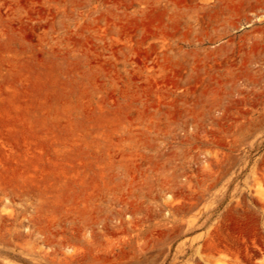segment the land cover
Segmentation results:
<instances>
[{
	"label": "rangeland",
	"instance_id": "374dc122",
	"mask_svg": "<svg viewBox=\"0 0 264 264\" xmlns=\"http://www.w3.org/2000/svg\"><path fill=\"white\" fill-rule=\"evenodd\" d=\"M0 264H264V0H0Z\"/></svg>",
	"mask_w": 264,
	"mask_h": 264
}]
</instances>
